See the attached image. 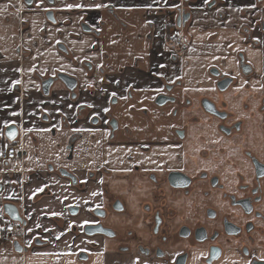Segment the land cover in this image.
Listing matches in <instances>:
<instances>
[{
  "label": "crops",
  "instance_id": "0c3cea01",
  "mask_svg": "<svg viewBox=\"0 0 264 264\" xmlns=\"http://www.w3.org/2000/svg\"><path fill=\"white\" fill-rule=\"evenodd\" d=\"M169 5L170 0H35L27 7L24 0H0V154L10 143L5 130L11 125L19 127L28 153L24 172L0 170V264H130L115 242L84 232L94 220L92 208L101 203L98 181L88 177L97 168H124L135 143L174 138L175 124L189 116L176 122L172 112L211 94L213 65L237 73L235 60L223 61L227 45L212 43L211 27L206 26L210 34L198 33V4L188 49L176 56L167 44ZM48 10L56 23L48 21ZM60 73L77 79L76 98L60 81L43 94V78ZM164 95L175 102L160 108L156 102ZM94 118L102 130L98 159L84 153L59 157L50 150L68 143L75 131L97 129ZM112 120L118 122L116 133ZM153 124L151 134L147 128ZM167 154L176 157L179 151ZM55 163L75 170L81 185L62 177L55 165L51 169ZM7 204L18 208L23 231H5Z\"/></svg>",
  "mask_w": 264,
  "mask_h": 264
},
{
  "label": "flooded vegetation",
  "instance_id": "af4514ba",
  "mask_svg": "<svg viewBox=\"0 0 264 264\" xmlns=\"http://www.w3.org/2000/svg\"><path fill=\"white\" fill-rule=\"evenodd\" d=\"M34 2L24 0L27 7ZM197 4L198 33L210 34L206 26L211 27L212 43L227 45L230 54L223 61L229 65L235 60L237 73L228 74L213 65L208 72L212 91L199 99L198 111L185 104L172 112L176 122L189 116L188 121L175 124L174 138L135 143L124 168L101 167L88 177L98 181L101 203L92 208L94 220L84 232L96 236L87 233L93 226L108 230L97 236L115 242L116 252L130 264H264V0H170L165 10L167 44L176 56L188 49ZM46 17L56 23L52 10ZM82 28L92 32L87 24ZM175 29L183 31V48H174L170 41ZM59 48L68 52L63 44ZM21 53L27 55L28 50L23 48ZM58 75L43 78L44 95L43 83L53 79L51 91ZM76 89L69 90L73 98ZM204 101L212 104L211 110L204 107ZM92 123L95 128L100 125L97 118ZM189 124L196 128L194 152L187 141ZM16 127L18 137L0 154L1 171L24 172L22 159L28 153ZM110 128L116 133L118 122L112 120ZM147 131L153 134L156 126ZM14 146L17 160L3 161L6 150ZM168 150L179 154L169 157ZM54 165L74 186L81 185L75 170L58 163L51 164L53 170ZM113 217L123 218L130 226L120 232V227L107 223ZM9 221L19 225L15 233L24 230L23 220Z\"/></svg>",
  "mask_w": 264,
  "mask_h": 264
},
{
  "label": "rangeland",
  "instance_id": "374dc122",
  "mask_svg": "<svg viewBox=\"0 0 264 264\" xmlns=\"http://www.w3.org/2000/svg\"><path fill=\"white\" fill-rule=\"evenodd\" d=\"M10 43L13 41H16L15 38H11V40H8ZM198 95V93H197ZM198 97V96H197ZM194 110L198 111V101L194 105ZM191 114V112H189ZM101 133L102 130L100 129H95L94 131L86 132V131H76L75 132V137L68 143H60L56 144V146H50V150L55 153H58V156L61 157H67L69 155H74L78 156L83 153L90 154L92 158L98 159L101 154V147H102V142H101ZM92 134L94 135L95 139L91 140L89 139V135ZM61 136V135H60ZM195 137H196V128L195 124H189V139L187 140L188 143L190 144V151L194 152V142H195ZM72 147V148H70ZM42 151H46L45 148H42ZM57 167V165H56ZM114 187V185H113ZM124 186H121V188ZM128 199V197L126 198ZM130 207V204L128 205ZM128 207V209H129ZM126 221V220H125ZM109 225L114 226V227H120L119 231L121 232V229L127 228V225H129V222L126 221L124 223V219L121 217H113L112 220L108 221ZM123 226V227H122ZM130 226V225H129Z\"/></svg>",
  "mask_w": 264,
  "mask_h": 264
},
{
  "label": "water",
  "instance_id": "95a60500",
  "mask_svg": "<svg viewBox=\"0 0 264 264\" xmlns=\"http://www.w3.org/2000/svg\"><path fill=\"white\" fill-rule=\"evenodd\" d=\"M26 2L28 4L32 3V0H26ZM58 79L59 81H61L65 87L70 90V91H74L78 85L77 80L74 77H71L69 75L66 74H59L58 75ZM54 83L53 79H50L46 82L43 83V90L44 93L46 95L49 94L50 88L52 86V84ZM226 84L227 82H224L225 88H226ZM175 99L174 98H170L168 96H160L157 100V104L159 105H163L167 102H173ZM204 107H206L208 110H211V106L212 104L209 101H204L203 103ZM19 134V130L16 126H10L6 129L5 131V135L7 137V139L9 141H15L16 138L18 137ZM5 212L7 214V216L10 218V220L12 221H16V222H21L22 218L20 216V212L18 210V208L13 205V204H7L5 206ZM91 229L92 231H87V233L89 235H99V234H103V233H108L109 231L104 229L102 226H93V227H88L87 230Z\"/></svg>",
  "mask_w": 264,
  "mask_h": 264
},
{
  "label": "built area",
  "instance_id": "2783aa9c",
  "mask_svg": "<svg viewBox=\"0 0 264 264\" xmlns=\"http://www.w3.org/2000/svg\"><path fill=\"white\" fill-rule=\"evenodd\" d=\"M171 43L173 44L174 48L180 49L185 46V38L183 31L181 29H175L173 30L171 34ZM17 147H10L6 150L5 155L2 157L3 161H15L17 160ZM19 228V225L12 223L10 221L6 222L5 230L7 233H15L17 229Z\"/></svg>",
  "mask_w": 264,
  "mask_h": 264
}]
</instances>
